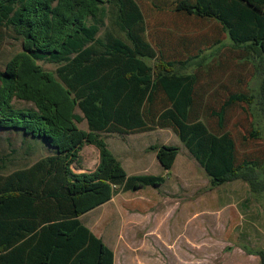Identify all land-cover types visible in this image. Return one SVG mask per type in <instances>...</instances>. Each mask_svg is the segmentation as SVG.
<instances>
[{
    "label": "trees",
    "instance_id": "obj_1",
    "mask_svg": "<svg viewBox=\"0 0 264 264\" xmlns=\"http://www.w3.org/2000/svg\"><path fill=\"white\" fill-rule=\"evenodd\" d=\"M107 4L117 7L111 26ZM126 6L128 0H0V28L22 40V51L0 72V132L50 148L25 168L0 166V264H115L114 251L80 217L119 193L160 187L166 177L129 175L103 134L171 129L213 187L241 180L252 196L264 195V159L239 162L227 130V112L236 104H255L264 116V0H176V13L217 21L234 48L260 60L259 94H230L210 110L217 132L197 109L199 74L182 71L205 67L203 51L171 62L159 52L166 66L155 69L147 59L156 56L133 36L142 17L136 12L129 27ZM39 61L57 67L46 70ZM84 121L88 130L79 127ZM250 138H258L256 131ZM87 145L98 149L99 163L77 173ZM151 150L166 172L180 153L173 145ZM250 254L264 264V250Z\"/></svg>",
    "mask_w": 264,
    "mask_h": 264
},
{
    "label": "rangeland",
    "instance_id": "obj_2",
    "mask_svg": "<svg viewBox=\"0 0 264 264\" xmlns=\"http://www.w3.org/2000/svg\"><path fill=\"white\" fill-rule=\"evenodd\" d=\"M175 3L176 0H128L125 19L127 25L133 27L137 23L135 13L142 17L133 36L142 42L145 53L156 56L147 59L155 69L166 66L159 58L161 53L171 62L184 61L203 51L205 67L190 66L182 71L199 74L197 109L201 119L217 132V120L210 116V110L218 109L230 94L258 95L263 79L260 60L255 53L247 54L234 48L217 21L178 14L174 11ZM107 5L111 26L117 7ZM217 40H221V44L213 46ZM21 51V38L10 29L0 28V72L8 60ZM39 64L51 71L57 67L43 61ZM17 106L31 105L18 102ZM78 113L82 115L81 111ZM79 127L88 130L86 121ZM227 130L237 143L239 162L264 159V116L257 105L232 106L227 112ZM251 131H256L257 139L250 138ZM1 132L0 166L4 165L7 172L30 166L49 154L50 148L41 139L32 138L40 143L33 144L24 141L20 134ZM103 136L129 175L166 177L160 187L119 193L109 203L81 218L114 251L115 264L260 263V257L250 253L264 250V195L252 196L248 184L241 180L213 187L206 171L171 129ZM161 145L180 148L169 172L163 170L156 152L151 150ZM81 159V166L73 167L75 172L94 170L99 163L98 149L85 146ZM148 210L155 211V215H146L144 211ZM135 212H139L137 219L133 216ZM162 213L163 217L159 218ZM122 215L130 224L121 234L128 242L125 246L118 244L117 227L120 229L118 223ZM149 228L155 231L153 236L164 240L161 246L156 238L148 240L152 237L146 231Z\"/></svg>",
    "mask_w": 264,
    "mask_h": 264
},
{
    "label": "crops",
    "instance_id": "obj_3",
    "mask_svg": "<svg viewBox=\"0 0 264 264\" xmlns=\"http://www.w3.org/2000/svg\"><path fill=\"white\" fill-rule=\"evenodd\" d=\"M45 156H47V154L45 155ZM100 156V155H99ZM97 167V166H96ZM146 188H148V187H146ZM145 189V188H144ZM142 190V189H141ZM140 191V190H139ZM109 203V202H108ZM95 210V209H94ZM93 211V210H92ZM91 212V211H90ZM138 213L139 212H135L134 214H136V215H133L134 216V219H137V215H138ZM143 213V212H142ZM144 213L146 214V215H151V216H154L155 215V211H152V210H148V211H144ZM166 214H167V212H166ZM170 214V213H169ZM85 215V214H84ZM163 213H162V215H158V217L160 218H162L163 217ZM165 216H168V215H165ZM164 216V217H165ZM83 216H81L80 217V219L82 218ZM121 218H122V221H120L119 223H118V226L120 227V229L117 227V233L119 234V238H118V244H123L124 246L125 245H127L128 244V242L126 241V240H124V238L121 236V234L122 233H124V230L125 229H127V227L130 225L126 220H125V217L122 215L121 216ZM139 219V218H138ZM140 219H142V218H140ZM159 222L161 223V220H159ZM160 223H158V225L160 224ZM88 227V226H87ZM89 228V227H88ZM156 228V227H155ZM91 231H92V229L91 228H89ZM147 232H148V236H152L151 238H149L148 240L150 241V240H152V241H154L153 240V238H156L157 239V242H158V244L161 246V244H163V242H164V240L163 239H161V238H159V237H157V236H153V233L155 232L153 229H147L146 230ZM93 232V231H92ZM151 232V233H150ZM94 233V232H93ZM152 234V235H151ZM145 243V242H144Z\"/></svg>",
    "mask_w": 264,
    "mask_h": 264
}]
</instances>
